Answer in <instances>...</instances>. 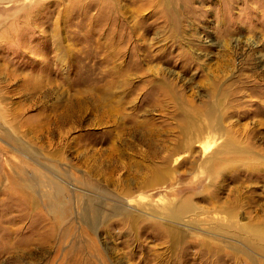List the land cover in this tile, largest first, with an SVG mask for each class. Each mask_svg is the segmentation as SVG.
I'll return each mask as SVG.
<instances>
[{"label":"rangeland","instance_id":"374dc122","mask_svg":"<svg viewBox=\"0 0 264 264\" xmlns=\"http://www.w3.org/2000/svg\"><path fill=\"white\" fill-rule=\"evenodd\" d=\"M16 10L0 264H264V0Z\"/></svg>","mask_w":264,"mask_h":264},{"label":"clouds","instance_id":"9594fccd","mask_svg":"<svg viewBox=\"0 0 264 264\" xmlns=\"http://www.w3.org/2000/svg\"><path fill=\"white\" fill-rule=\"evenodd\" d=\"M22 0H0V28L5 25H15L17 23V10L16 6Z\"/></svg>","mask_w":264,"mask_h":264}]
</instances>
